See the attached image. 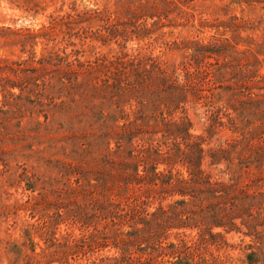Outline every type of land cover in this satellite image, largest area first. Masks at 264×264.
Segmentation results:
<instances>
[{
	"label": "rangeland",
	"instance_id": "374dc122",
	"mask_svg": "<svg viewBox=\"0 0 264 264\" xmlns=\"http://www.w3.org/2000/svg\"><path fill=\"white\" fill-rule=\"evenodd\" d=\"M110 26L120 32L116 39L105 31ZM196 44L227 45L224 56L211 52L206 59L204 51L201 68L209 62L214 74L229 62L226 85L248 91L231 99L232 91L216 88L213 107L202 100L187 113L145 119L134 106L112 113L99 97L80 102L58 94L66 68L59 57L157 58L181 81L180 65L197 53ZM73 69L76 81L84 80L85 72ZM102 123L110 129L101 130ZM114 133L127 139L122 159L111 153L115 140L107 135ZM188 136L191 143L204 140L201 155L187 152L219 192L202 196L209 224L172 229L164 243L190 242L208 229L201 253L210 264H249L251 253L253 264H264V245L253 232L264 237V0H0V264H156L150 245L126 247L117 237L135 228L109 205H124L137 192L135 185L117 187L115 178L122 184L121 172L133 174V167L123 170V159L143 146L169 149L171 162L159 159L156 171L170 166L175 178L188 179L179 152ZM77 169L84 191L75 183ZM181 199L188 200L150 199L146 210ZM214 215L220 222L212 223Z\"/></svg>",
	"mask_w": 264,
	"mask_h": 264
},
{
	"label": "trees",
	"instance_id": "16d2710c",
	"mask_svg": "<svg viewBox=\"0 0 264 264\" xmlns=\"http://www.w3.org/2000/svg\"><path fill=\"white\" fill-rule=\"evenodd\" d=\"M68 31H66V35L70 38L71 35ZM105 31L110 32L114 39L120 33L117 28L112 26L105 27ZM196 46L198 54L189 56V59L180 65L183 72L181 81L175 76V70L162 68L157 58H140L138 55L129 57L126 53H120L111 58L100 55L92 61L75 59L72 62H66L64 58L59 57V64L65 63L66 68L64 75L60 76L58 94H63L65 97L77 95L79 97L77 100L80 102H90V100L99 97L103 100L100 104L101 108H106L112 113L123 114L122 106L129 105L130 108L134 106L135 109L132 113L137 114L141 119H145L156 114L170 116L177 112L187 113L190 104L193 107L202 100L206 101L205 106L213 107L216 88L232 91L234 94L231 99L242 96L243 91H248L249 88L232 89L226 85V75L223 69L228 66L229 62L224 63L223 66H218L217 72L214 74L209 69L212 67L209 62L205 68H201L204 61V51L207 52L206 59L213 58L210 56L211 52L224 56L227 45L212 47L215 51H212V48H208V46L199 44ZM75 53L78 54V52ZM74 66L85 72L84 80L76 81L78 73L73 69ZM190 66H195V69L190 70ZM66 76L67 81L63 82ZM71 77H74L75 80L72 81ZM203 85H207V90H204ZM231 99L229 103H232L231 106H233L234 102ZM93 110L90 109L91 112ZM108 129L110 128L102 123L101 130L108 131ZM107 136L115 140L116 149L111 152L112 155H117L122 159L124 154L122 149L124 142L127 141L126 137L119 133ZM188 138L191 137L181 138L183 142H186L185 150H178L183 159L182 162L186 163L188 179L175 178L170 166L165 172L156 171L159 159L167 163L171 162L169 149L161 153L159 149L143 146L136 150V154L133 150L127 152L126 158L123 159V170L128 171L133 167V174L121 172L122 184H118V177L115 178L117 187L128 188L130 185H135L134 189L137 192L135 196L127 197L124 205L114 203L109 205L112 210L110 213L123 224L132 229L135 228L131 232L121 233L117 237L126 238L122 241L126 247L137 242L150 245L153 256L156 255L153 258H159L156 264H210L201 253L204 244L207 242L203 233L208 232V229L200 231L198 238L190 242L179 239L177 244L164 243L167 239V233L172 229L184 226L201 228V226L209 224L202 218L204 217L202 196L206 194L210 198H214V195L219 192L218 189H215L217 184L214 185L208 181L199 167L192 163L191 154L187 152L190 150L192 154L201 155L203 151L199 145L204 140L198 136L194 138L195 142L191 143ZM255 161H260V158L256 157ZM139 167L142 168L140 174L137 171ZM74 175L77 189L84 191L83 187L79 185L81 178L85 176L83 171L77 169L74 171ZM112 180L114 179L111 177L110 181L112 182ZM229 193V189L225 188L224 196L228 197ZM173 195L187 197L188 200L181 199L167 208L160 206L152 213L147 212L146 206L150 199L162 201L165 197ZM256 198L257 195L253 196V199ZM177 206H181L183 209L175 210L174 208ZM212 218V223L220 222L217 215ZM253 232L259 245L263 246L264 237L255 231ZM132 235L133 237H130ZM209 236L214 237L210 233ZM170 256L175 259L173 263L163 260ZM253 256L255 253L247 256L249 264H253Z\"/></svg>",
	"mask_w": 264,
	"mask_h": 264
}]
</instances>
